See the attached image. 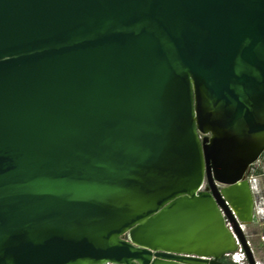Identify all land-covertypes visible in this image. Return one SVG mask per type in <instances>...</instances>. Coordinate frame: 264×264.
<instances>
[{
	"label": "water",
	"instance_id": "obj_1",
	"mask_svg": "<svg viewBox=\"0 0 264 264\" xmlns=\"http://www.w3.org/2000/svg\"><path fill=\"white\" fill-rule=\"evenodd\" d=\"M263 154L264 0H0V264H262Z\"/></svg>",
	"mask_w": 264,
	"mask_h": 264
},
{
	"label": "rangeland",
	"instance_id": "obj_2",
	"mask_svg": "<svg viewBox=\"0 0 264 264\" xmlns=\"http://www.w3.org/2000/svg\"><path fill=\"white\" fill-rule=\"evenodd\" d=\"M263 163L264 157L260 159V161L256 164V167L261 166ZM258 179L260 180L262 189L264 191V176L258 177ZM263 221V217L258 216V218L255 219V222L246 228V234L248 240L251 242L254 255L256 259L262 264H264V249L259 237L262 231Z\"/></svg>",
	"mask_w": 264,
	"mask_h": 264
},
{
	"label": "built area",
	"instance_id": "obj_3",
	"mask_svg": "<svg viewBox=\"0 0 264 264\" xmlns=\"http://www.w3.org/2000/svg\"><path fill=\"white\" fill-rule=\"evenodd\" d=\"M257 164V163H256ZM256 164L253 165L256 167ZM258 167H261L262 170L264 171V163L261 165V166H258ZM257 168V167H256ZM256 168L253 169V171L256 170ZM250 173V172H249ZM251 178H253L254 180H257L258 177H256L255 175L251 174L250 175ZM258 216H260V210H258V215H257V218ZM263 220H264V216H263ZM227 226L229 227V229L233 232V229L230 225V223H227ZM260 242L262 245H264V221H263V225H262V231H261V234H260ZM249 244L251 246V242L249 241ZM252 248V246H251ZM253 250V248H252ZM254 252V251H253ZM225 258H227L228 260H230L232 263H238V264H243L247 261V258H246V254L241 246V244H239V251L236 252V253H230V254H226L225 255Z\"/></svg>",
	"mask_w": 264,
	"mask_h": 264
},
{
	"label": "crops",
	"instance_id": "obj_4",
	"mask_svg": "<svg viewBox=\"0 0 264 264\" xmlns=\"http://www.w3.org/2000/svg\"><path fill=\"white\" fill-rule=\"evenodd\" d=\"M255 192L259 195V198H260V204H261V206L259 207L260 217H263L264 216V191L262 189V184L258 178L256 180Z\"/></svg>",
	"mask_w": 264,
	"mask_h": 264
},
{
	"label": "trees",
	"instance_id": "obj_5",
	"mask_svg": "<svg viewBox=\"0 0 264 264\" xmlns=\"http://www.w3.org/2000/svg\"><path fill=\"white\" fill-rule=\"evenodd\" d=\"M264 157V154L262 156V158ZM256 168L255 166H252L250 168V175L253 174L255 175L256 177H262L264 176V171L262 170L261 167H257L255 171H253V169ZM263 249H264V245H263Z\"/></svg>",
	"mask_w": 264,
	"mask_h": 264
},
{
	"label": "flooded vegetation",
	"instance_id": "obj_6",
	"mask_svg": "<svg viewBox=\"0 0 264 264\" xmlns=\"http://www.w3.org/2000/svg\"><path fill=\"white\" fill-rule=\"evenodd\" d=\"M249 175H250V173H249Z\"/></svg>",
	"mask_w": 264,
	"mask_h": 264
}]
</instances>
